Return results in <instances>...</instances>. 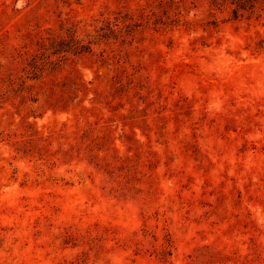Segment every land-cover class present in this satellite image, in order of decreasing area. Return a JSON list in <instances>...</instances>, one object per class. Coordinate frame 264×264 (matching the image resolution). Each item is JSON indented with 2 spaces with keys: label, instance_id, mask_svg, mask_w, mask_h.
<instances>
[{
  "label": "rangeland",
  "instance_id": "374dc122",
  "mask_svg": "<svg viewBox=\"0 0 264 264\" xmlns=\"http://www.w3.org/2000/svg\"><path fill=\"white\" fill-rule=\"evenodd\" d=\"M0 264H264V0H0Z\"/></svg>",
  "mask_w": 264,
  "mask_h": 264
}]
</instances>
